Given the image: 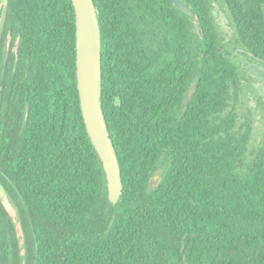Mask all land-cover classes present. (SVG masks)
Returning <instances> with one entry per match:
<instances>
[{
	"label": "trees",
	"instance_id": "1",
	"mask_svg": "<svg viewBox=\"0 0 264 264\" xmlns=\"http://www.w3.org/2000/svg\"><path fill=\"white\" fill-rule=\"evenodd\" d=\"M6 1L0 183L24 245L0 198V264H264V132L256 144L214 0H185L190 14L172 0H94L117 204L82 115L72 0ZM221 1L264 63V0Z\"/></svg>",
	"mask_w": 264,
	"mask_h": 264
},
{
	"label": "water",
	"instance_id": "2",
	"mask_svg": "<svg viewBox=\"0 0 264 264\" xmlns=\"http://www.w3.org/2000/svg\"><path fill=\"white\" fill-rule=\"evenodd\" d=\"M76 13V75L82 115L90 141L100 158L109 189V201L117 204L123 194V182L116 147L107 123L102 100V31L94 0H72ZM174 6L190 14L185 0H172ZM8 2L0 18V43L6 27ZM193 83L187 103L193 98ZM0 198L7 193L0 183Z\"/></svg>",
	"mask_w": 264,
	"mask_h": 264
},
{
	"label": "rangeland",
	"instance_id": "3",
	"mask_svg": "<svg viewBox=\"0 0 264 264\" xmlns=\"http://www.w3.org/2000/svg\"><path fill=\"white\" fill-rule=\"evenodd\" d=\"M213 13L223 37L224 43L231 51L235 62L239 65L244 79V92L242 95L241 110L247 112V108L253 111L255 116L254 142L260 143V138L264 132V63L255 59L250 53L246 52L240 44L235 29L231 24L226 6L221 0L212 2ZM160 180V175H156L150 188L155 186ZM6 206L11 216L17 224L22 246L24 245L23 231L19 222L18 211L15 205L5 199Z\"/></svg>",
	"mask_w": 264,
	"mask_h": 264
}]
</instances>
